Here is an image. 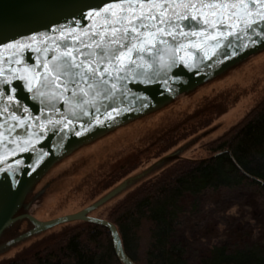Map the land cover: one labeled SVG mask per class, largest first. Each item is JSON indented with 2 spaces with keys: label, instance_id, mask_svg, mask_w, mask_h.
Masks as SVG:
<instances>
[{
  "label": "water",
  "instance_id": "95a60500",
  "mask_svg": "<svg viewBox=\"0 0 264 264\" xmlns=\"http://www.w3.org/2000/svg\"><path fill=\"white\" fill-rule=\"evenodd\" d=\"M132 2L136 15L141 3L145 13H163L153 21L163 32L156 33L155 39L148 37L144 51H133L135 63L126 61L122 71L105 77L107 83L94 88L84 85L81 92L71 85L66 91V78L54 79L51 69L65 51H72L77 60L86 59L80 53L95 51L82 46L100 39L91 35L93 31L104 30L103 16L94 13L117 0H0V88L4 92L0 96V234L21 218L36 230L87 221L108 230L122 264H135L125 253L116 226L88 214L116 189L76 213L45 221L28 213L15 215L26 189L56 157L80 141L196 86L264 46V19L257 15L264 14V0ZM206 4L238 6L203 7ZM144 39L125 43L139 44ZM18 42L25 47H18Z\"/></svg>",
  "mask_w": 264,
  "mask_h": 264
},
{
  "label": "rangeland",
  "instance_id": "374dc122",
  "mask_svg": "<svg viewBox=\"0 0 264 264\" xmlns=\"http://www.w3.org/2000/svg\"><path fill=\"white\" fill-rule=\"evenodd\" d=\"M263 97L264 46L196 86L60 154L31 182L15 215L28 213L50 220L76 213L116 189L88 213L108 220L110 210L141 184L182 159L208 156L210 143L241 121ZM176 131L175 143L164 149L158 140L174 136ZM125 162L127 167L118 171ZM2 199L0 190V203ZM190 201H184L186 211L175 234L189 258L222 240L238 245L251 240L264 243V195L256 189L206 191L199 196L196 210ZM78 222L36 230L27 218L15 220L0 234V261Z\"/></svg>",
  "mask_w": 264,
  "mask_h": 264
},
{
  "label": "trees",
  "instance_id": "16d2710c",
  "mask_svg": "<svg viewBox=\"0 0 264 264\" xmlns=\"http://www.w3.org/2000/svg\"><path fill=\"white\" fill-rule=\"evenodd\" d=\"M175 136L177 131L158 141L167 149L175 143ZM127 165L125 162L118 171ZM240 187L264 195V97L210 143L208 156L182 159L141 184L110 210L108 220L116 226L123 249L135 264H264V243L257 240L240 245L222 240L189 258L186 246L175 239L186 199H191L190 206L196 210L204 192ZM0 264L122 263L105 227L79 221Z\"/></svg>",
  "mask_w": 264,
  "mask_h": 264
},
{
  "label": "snow or ice",
  "instance_id": "6c2138e0",
  "mask_svg": "<svg viewBox=\"0 0 264 264\" xmlns=\"http://www.w3.org/2000/svg\"><path fill=\"white\" fill-rule=\"evenodd\" d=\"M252 3L255 0H251ZM144 4L139 5L141 12L139 15L135 14L136 5L132 0H117V3L104 7L102 11H96L94 15L96 17L103 16L104 19V30L103 31H93L92 36L99 35L100 39L93 41L92 43L82 45L88 49H95V51H90L87 54L80 53L81 55H86V59L77 60V57L73 55L72 51H65L61 53L60 57H57L56 60L58 63L53 65L51 72L55 74L54 79L59 80L61 77L66 78L64 80L65 90H68L69 85L78 88L83 92V86L87 85L89 88H94L98 84H105L107 80L105 77H111L113 71L119 72L124 68L126 61H132L133 51H144V44L148 37L155 39L156 33L163 32V29L158 28L156 21L159 19L160 15H153L151 12L145 13L143 11ZM238 5H215V4H206L203 7L216 8V7H232L236 8ZM153 8L160 7V5L153 4ZM186 7H193L195 5H186ZM243 7H249L248 4L243 5ZM264 7V5H261ZM215 14V13H213ZM252 13L249 12L248 15ZM261 15V19H264V14L257 13ZM192 19H197L195 16ZM139 22V23H137ZM160 23H164V20H160ZM204 23H210L207 19L204 20ZM118 25V27H117ZM112 26V27H108ZM249 27L251 23L249 22ZM156 29V32H146L142 33L141 29ZM130 33H135L136 36H130ZM87 35V33H85ZM171 35V33H169ZM181 35H186V33H181ZM141 36H144L145 39L141 40L139 44L136 43H125V41H131L132 39L139 40ZM214 38V37H213ZM18 47L23 48L25 45L19 44ZM126 49V50H125ZM39 51V49H37ZM79 52V49H76ZM63 57V59H61ZM107 62V65L101 68V65H104ZM48 65H45L47 68ZM2 83V82H0ZM56 87H60L59 84ZM78 93L73 92V95ZM85 95L87 93H84ZM4 95L3 89L0 88V96ZM9 100L13 98L8 97Z\"/></svg>",
  "mask_w": 264,
  "mask_h": 264
}]
</instances>
